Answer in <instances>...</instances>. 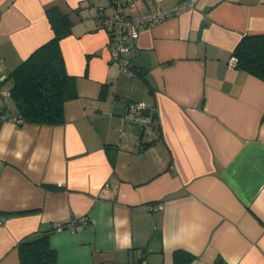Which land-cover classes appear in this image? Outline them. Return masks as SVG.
<instances>
[{"label":"crops","instance_id":"0c3cea01","mask_svg":"<svg viewBox=\"0 0 264 264\" xmlns=\"http://www.w3.org/2000/svg\"><path fill=\"white\" fill-rule=\"evenodd\" d=\"M191 1L140 31L129 77L96 17L110 0H0V264H19L17 243L55 224L74 228L49 236L56 264H174L177 250L191 264H264V81L229 65L264 34V0ZM53 3L72 21L60 51L77 98L62 125H18L2 81L53 37ZM129 102L157 123L126 120Z\"/></svg>","mask_w":264,"mask_h":264},{"label":"trees","instance_id":"16d2710c","mask_svg":"<svg viewBox=\"0 0 264 264\" xmlns=\"http://www.w3.org/2000/svg\"><path fill=\"white\" fill-rule=\"evenodd\" d=\"M53 37L32 52L2 81L8 83L9 98L17 108L18 125L59 126L65 123L64 107L77 98L76 78L68 75L60 51V41L70 34L72 21L69 12L58 3L47 9ZM232 57L237 68L264 81V34L244 37L236 46ZM135 70V75L140 72ZM149 110V109H148ZM151 125L157 123L156 113L149 110ZM106 151L111 162L114 155ZM54 226V225H53ZM53 230H38L33 236L19 241L16 245L19 264H56V252L51 248L49 236ZM194 256L177 250L173 253L174 264H191ZM143 262L139 260L137 264ZM211 264H226L217 258Z\"/></svg>","mask_w":264,"mask_h":264},{"label":"built area","instance_id":"2783aa9c","mask_svg":"<svg viewBox=\"0 0 264 264\" xmlns=\"http://www.w3.org/2000/svg\"><path fill=\"white\" fill-rule=\"evenodd\" d=\"M135 0H110V7L114 10L112 13H106V8L99 6L96 8V17L100 19L101 27L106 29L109 34V50L111 59L116 62L123 74L133 77V69L129 53L139 37L143 28L153 27L166 19H170L186 10L193 8L191 0H179L177 4L168 9H157L138 16H125L119 9L122 7H133ZM151 2V0H147ZM237 60L231 57L230 67H235ZM1 70V67H0ZM8 97L9 93H2ZM154 113V112H153ZM124 118L133 124L143 128L150 127L151 114L144 102H129L126 106ZM14 122L19 120L12 119ZM65 229H74L73 225L55 224L54 232H61ZM140 264H144L141 262Z\"/></svg>","mask_w":264,"mask_h":264},{"label":"clouds","instance_id":"9594fccd","mask_svg":"<svg viewBox=\"0 0 264 264\" xmlns=\"http://www.w3.org/2000/svg\"><path fill=\"white\" fill-rule=\"evenodd\" d=\"M124 243H125V244H128V243H129V239H128L127 236H126L125 239H124Z\"/></svg>","mask_w":264,"mask_h":264}]
</instances>
